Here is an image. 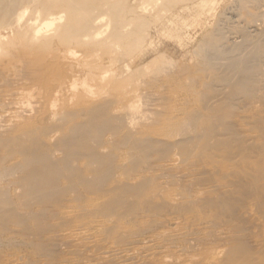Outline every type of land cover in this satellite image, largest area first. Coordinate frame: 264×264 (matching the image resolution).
Returning a JSON list of instances; mask_svg holds the SVG:
<instances>
[{"label":"bare ground","instance_id":"6f19581e","mask_svg":"<svg viewBox=\"0 0 264 264\" xmlns=\"http://www.w3.org/2000/svg\"><path fill=\"white\" fill-rule=\"evenodd\" d=\"M234 2L200 90L136 113L142 67L169 65L128 60L149 22L124 0H0V264H264V0Z\"/></svg>","mask_w":264,"mask_h":264},{"label":"rangeland","instance_id":"374dc122","mask_svg":"<svg viewBox=\"0 0 264 264\" xmlns=\"http://www.w3.org/2000/svg\"><path fill=\"white\" fill-rule=\"evenodd\" d=\"M124 1H125L126 8H128V10H129L128 11L129 14L126 13L127 17L128 16L129 17L134 16L137 13V16L140 14V16H142L144 19L147 20V21L145 20L146 22H149V23H146L145 29L143 30V34L145 37V40L143 37V42H142L143 46L138 47V49H134L133 50L134 53L131 52L128 55V60L129 61L132 60L135 62L138 58L143 57L142 55L147 54L144 58H142L141 62L139 61L140 63H142V62L145 63L147 61L153 60L156 63L166 62L167 65H169V66L171 65L170 67L168 66L169 69L167 68L165 73L163 72L164 74L160 73V71H158V68L154 67L153 65H151L150 67H145V66L142 67L143 73H141L139 75L140 76L139 79L135 80V83L132 82V86H129V87H132L133 90H136V91L132 92V95L134 93H137V95H143V97L133 95V96H135V99H136V106L137 107L135 108L136 110L134 109L136 111V113H139V111H140V113H142V111L148 112L149 110L150 111L153 110L154 107L157 109L159 108L158 110H160V108L162 109V106L160 104H157L159 102L158 98L161 96H168V97H171L174 99L176 98L177 103H179V101L181 99H183L184 97H187L188 94L190 95L193 92L200 90V81H203V80L205 81L207 79L203 78L202 77L203 75H200V73L195 71L199 61L201 60L200 56L195 55V52L198 50L200 45H208L209 42L211 41V38L213 37L214 32H216L218 29H220V27H221V29L226 30L225 31L226 33L228 32L227 34L230 38H234L236 36V33L233 32L234 31L233 29H234V27L236 29L242 25L241 24L243 21L242 18L244 17L241 10L239 11L240 8L234 2L235 0H231V1L230 0H175V1L174 0H164V1L163 0H151V1L150 0H124ZM169 1H171V2H169ZM147 2L150 5H147ZM232 3H234V5ZM233 6L235 9L233 8ZM170 8H171V10H170ZM231 9L234 11L237 10V12L233 11L234 12L233 13L231 11ZM225 12L227 14L229 13L230 16L227 15ZM224 13L227 16H225ZM157 14H159V15H157ZM220 14L223 15L224 17L223 16L221 17ZM231 15L233 17H231ZM236 16H237V18H236ZM225 17H227L226 21L224 19ZM108 19H110V17L108 18L107 16H104V19L102 21L105 24H107ZM227 19H230V20H227ZM237 19H238V21H236ZM227 21H228V25H230V23L232 24V25H230V27L226 26ZM132 24H134V23H132ZM221 24H222V26H221ZM215 27H217V28H215ZM223 27H225V28H223ZM226 27H228V29ZM229 33H231V34H229ZM169 59L175 65L173 63L172 64L169 63L168 62ZM139 62L137 60L135 65L140 64ZM161 65H163V64H161ZM161 65L158 64L157 66L161 67ZM186 66H188V67L190 66L191 71ZM69 70L70 69L68 68L67 71L69 72ZM155 70H157V71H155ZM183 70L185 73L184 75H182ZM187 71L189 74H187ZM157 72H159V74ZM154 74L155 75L157 74L156 76L158 78ZM167 74H169V75L167 76ZM160 75H161V77H159ZM201 77H202V79H201ZM136 78H138V76ZM188 78H190V79H188ZM144 80L147 81L146 84H145ZM210 80H212V79H210ZM191 81H192V83H196V84H192ZM198 81H199V84L197 83ZM161 85H162V87H161ZM186 88H187V91H186ZM166 89H168V90L166 91ZM66 90L63 91L62 96H61V94L59 95L60 98L62 99L61 100L59 98V101H61V102L58 101L60 105L57 102V105L55 106L54 109L52 107H50V108L49 107H46V108L45 107H42V108L39 107L38 111H37L38 117L36 120L32 121L33 124H35L36 126L31 124V122L27 123V125L29 126V124H30V126H34V127L42 126V125L43 126L54 125V123L58 121L59 116L56 115V113L54 115L52 112H57L62 107L67 108V109L69 108L70 110H73L76 107H78V105H79L78 100L80 98V95L82 93H84L82 91V89L77 88V91L75 92L76 95L74 94V96L71 95V92H69L68 90L66 91ZM154 93H156V95H154ZM162 93H163V95H162ZM158 95H160V96H158ZM155 96H157L158 98L156 99ZM65 98H66V100H65ZM69 102H71L72 104ZM151 105H153V106H151ZM156 105H158V107H156ZM8 107H9V105H7V107L5 109H7L6 112L8 111V109L10 110V111H8V114H9V112L12 113V111L14 110L13 107H15V105L14 106L11 105L9 108ZM37 123H38V125H37ZM65 131H67V128H64V129L58 130V131H53L54 133L53 132H52L53 134L51 133L52 134L51 139L53 140L54 136L56 137ZM163 131L161 134H159L160 137L158 136V134H153L154 137H156V136H157V138L162 137L163 139L165 138L164 140H168V139L170 140L171 136H172V138L174 137L170 141H174V139L177 140L180 137V135L178 137L177 133H175V134L171 133V135H170L167 133V131H165V129ZM164 134H166L165 137H164ZM103 136H104L103 138L106 141H108L111 137V135L109 133L105 134ZM168 136L170 138H168ZM51 139L47 138L48 141H52ZM104 147H106V148H104ZM100 149H102L105 152H108V151H110L111 146L107 143L105 146L103 145V148L101 147ZM56 155H58V156L61 155V151H58V153ZM122 158H124V159H122ZM122 158H121V160L125 161V157L122 156ZM175 158H177V156ZM177 169L175 168V170H177ZM17 250L22 252V254H24V253L28 254V255L30 254L29 249H27L24 246H18ZM183 256H184V254H183Z\"/></svg>","mask_w":264,"mask_h":264}]
</instances>
